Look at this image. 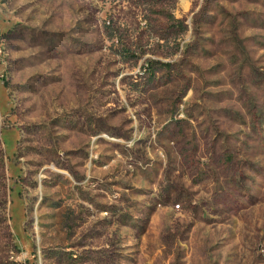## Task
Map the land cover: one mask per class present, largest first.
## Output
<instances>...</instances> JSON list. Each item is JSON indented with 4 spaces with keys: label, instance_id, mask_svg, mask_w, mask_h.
<instances>
[{
    "label": "rangeland",
    "instance_id": "obj_1",
    "mask_svg": "<svg viewBox=\"0 0 264 264\" xmlns=\"http://www.w3.org/2000/svg\"><path fill=\"white\" fill-rule=\"evenodd\" d=\"M0 264H264V0H0Z\"/></svg>",
    "mask_w": 264,
    "mask_h": 264
}]
</instances>
